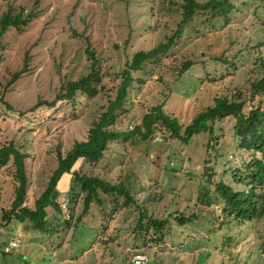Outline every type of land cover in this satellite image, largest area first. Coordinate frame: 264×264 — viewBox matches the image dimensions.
Here are the masks:
<instances>
[{"label": "rangeland", "instance_id": "rangeland-1", "mask_svg": "<svg viewBox=\"0 0 264 264\" xmlns=\"http://www.w3.org/2000/svg\"><path fill=\"white\" fill-rule=\"evenodd\" d=\"M240 3L244 5L228 27L192 22L182 43L164 59L163 81L157 74H133L128 113L119 119L117 130L132 131L151 107L164 102L169 114L189 124L201 109L213 106L215 98L230 96L235 89L246 90L256 56L251 48L253 37L260 31L253 16L254 1ZM10 7L15 8V14L34 16L21 31L11 27L0 40V97L13 107L7 109L0 102V145L12 140L29 155L24 205L32 207L49 186L58 150L66 153L75 141L84 140L92 122L113 99L119 82L114 76L124 67L127 55L131 58L164 43L181 16L159 10V0H0V18ZM257 12L263 19V9ZM87 50L98 58L101 81L96 85L100 93L90 98L79 92L75 103L60 100L55 107L46 104L39 108L38 103L53 102L65 92L67 83L91 72L94 60ZM238 50L243 52L235 58ZM26 53L28 72L7 86L12 75L23 68ZM217 57H234V66L213 60ZM186 61L196 65L178 79V70ZM233 125V119L225 120L217 125L213 138L201 134L189 144L168 132L158 134L153 142L137 138L120 142L93 169L94 175L112 184L123 180L132 185L139 207L146 209L148 216L170 220L164 240L158 243H152L153 230L146 236V245L140 234L137 241L136 206L112 216L93 207L78 229L54 222L55 211L48 208V220L53 224L48 235L37 238L28 230L24 237L19 236L23 226L15 220L7 225L3 219L18 186L15 169L12 163L0 168V264H129L137 251L148 256V264H264V219L240 233L231 246L222 244L226 231H221L219 223L225 213L214 183L221 181L243 190L232 171L253 159L252 152L239 147ZM79 167L81 162L76 169ZM84 169L90 170L88 165ZM209 175L211 183L207 182ZM72 177L64 176L58 186L61 204L68 202ZM200 185L209 190L208 199L200 200ZM106 199L104 208L111 212L114 204L110 196ZM81 210L80 202L77 214ZM211 212L215 215L212 224ZM180 214L186 218L195 214L197 220L180 226L170 218ZM211 230L216 237L206 246L203 240L210 238Z\"/></svg>", "mask_w": 264, "mask_h": 264}, {"label": "trees", "instance_id": "trees-1", "mask_svg": "<svg viewBox=\"0 0 264 264\" xmlns=\"http://www.w3.org/2000/svg\"><path fill=\"white\" fill-rule=\"evenodd\" d=\"M253 1L255 3L253 16L260 33H255L253 37L254 45L251 48L256 56L252 77L248 81L249 86L246 90L235 89L230 96L221 95L215 98L214 105L201 109L189 124H183L177 117L169 114L165 110L166 103L164 102L161 105L151 107L132 131L122 132L117 130V126L119 119L128 113L126 104L129 102V93L135 82L133 74H157L158 79L163 81L161 68L165 66L164 59L182 43L192 22L202 20L212 27H216L218 24L223 28L228 27L231 25L232 16L240 11V7L244 5V3H240V0H207L205 2H199V0H159V10L175 12L181 16L176 30L166 38L164 43L157 44L147 51H139L131 58L127 55L124 67L114 76V80L119 82L113 99L109 100V104L103 112L92 122L84 140L75 141L66 153L58 150L57 167L51 176L49 186L35 200L32 207L24 205L28 184L25 161L29 155L22 152L12 140L0 145V168L12 163L15 169L14 175L18 181L11 208L3 212V219L6 224L9 225L15 220L24 228V232L19 231V236L24 237V233H28L25 231L31 230L35 237L43 238L51 232L53 225L48 220V208H53L55 211L54 222L63 221L66 225L78 229L83 224L85 217L91 213L93 207H97L102 214L112 216L119 210L136 206L139 208V219L134 229L137 241L140 234V239L146 245L148 242L146 236L150 230H153L155 239H152V243L162 242L166 235L164 230L169 227L170 220L153 219L152 216H148L147 210L139 207V202L133 195L132 185L127 186L123 180L112 184L94 175L93 169L105 158L106 153L113 150L114 144L127 142L133 138L144 142H153L157 139L158 134L164 136L166 132L183 144H189L201 134H208L209 137L213 138L217 134V125L230 118L234 120L233 129L235 136L240 141L239 147L246 152H252L253 159L243 167L232 171L234 179H237L240 186H243V190H236L232 185L221 181L214 183V191L217 198L223 201V213H225V218L219 223L221 231H226L222 237V244L226 243L225 245L231 246V243L238 238L240 233L247 232L256 220L264 219V18L262 19L257 12L260 8L264 11V0ZM33 16V14H29L27 17H23L22 13L15 14V8L10 7L0 18V40L11 27L21 31L23 27L29 24ZM87 51L94 60L91 65V72L77 81L67 83L65 92L58 94L53 102L38 103L39 108L46 104L49 107H55L56 102L60 100L75 103V98L79 92L90 98L100 93L96 85L97 82L101 81L97 64L98 58L91 51ZM242 52L238 50L234 57L237 58ZM233 58L223 60L217 57L213 60L234 66ZM29 61V55L26 53L23 68L12 75L7 86L23 73L28 72ZM149 65L152 66L147 71ZM195 65L196 63L190 61L183 62L178 70L177 78L180 79ZM62 90L64 89L62 88ZM0 102L7 109H13L2 96ZM209 142L208 146L211 147ZM79 162H81V167L76 169ZM85 165H88L89 171L84 169ZM66 175L73 176L68 195V219L59 201L62 195L55 200L51 199L52 193L58 190L60 182ZM211 177L209 175L208 183L212 182ZM200 192V200L201 198H209V190L206 186L200 185ZM156 194L158 193H154L153 196L157 197ZM107 196H110L114 204L111 212H107L104 208ZM80 202L82 210L77 214V206ZM120 202L122 203L119 205ZM210 215L209 222L211 221L212 224L215 215L213 212ZM170 218L180 226L190 225L197 220L195 214L188 218L183 214L170 215ZM242 227H246L247 230H240ZM235 228L238 229L237 233L233 232ZM231 233L233 234L231 235ZM209 234L210 238L203 240L206 246L210 244L209 240L216 237L212 230L209 231ZM200 248L202 247L200 246ZM202 250L200 251L202 252ZM262 252L264 253V245ZM226 262L229 261L226 260ZM193 264H196V261Z\"/></svg>", "mask_w": 264, "mask_h": 264}, {"label": "built area", "instance_id": "built-area-1", "mask_svg": "<svg viewBox=\"0 0 264 264\" xmlns=\"http://www.w3.org/2000/svg\"><path fill=\"white\" fill-rule=\"evenodd\" d=\"M61 208L64 211V214L66 218H69V209H68V202L64 201V203L61 204ZM13 247H17V243H12ZM149 259L148 256L144 253H141L139 251L132 254L130 264H148Z\"/></svg>", "mask_w": 264, "mask_h": 264}, {"label": "water", "instance_id": "water-1", "mask_svg": "<svg viewBox=\"0 0 264 264\" xmlns=\"http://www.w3.org/2000/svg\"><path fill=\"white\" fill-rule=\"evenodd\" d=\"M59 195V191L58 190H55L53 193H52V196H51V199L52 200H55L56 197Z\"/></svg>", "mask_w": 264, "mask_h": 264}]
</instances>
